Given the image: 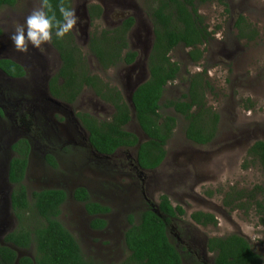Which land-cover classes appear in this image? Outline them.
Returning a JSON list of instances; mask_svg holds the SVG:
<instances>
[{
    "label": "rangeland",
    "instance_id": "374dc122",
    "mask_svg": "<svg viewBox=\"0 0 264 264\" xmlns=\"http://www.w3.org/2000/svg\"><path fill=\"white\" fill-rule=\"evenodd\" d=\"M224 1V5L212 2L199 7L209 30H215L213 37L201 46L203 58L197 63L190 60L188 49L182 45L171 51L172 60L180 65V73L166 86L161 100L179 98L187 90L186 79L206 68L210 89L205 91V101L219 114L217 134L210 143L202 145L188 140L184 134V118L171 108L163 109V113L175 116L176 126L166 143L163 162L154 170L144 171L134 169L136 148L119 150L108 159L97 156L94 160L95 156L79 134L80 126L70 124V114L65 117L55 114L58 117L54 118L45 109H41V113L30 108L22 110L27 120L32 112L31 132L27 136L36 144L24 184L28 190L61 188L66 191L67 200L60 207L58 218L78 241L84 256L96 264H117L127 257L129 252L123 242L127 216L133 214L136 219L147 206L156 207L160 194H166L173 205H181L186 212L174 219L168 230L181 254L182 264H213L214 254L207 251V238L231 233L247 238L252 249L263 256L264 264V224L261 222L264 213L259 212L250 199L238 208L235 207L238 201L228 202L232 194L247 193L259 185L262 190L256 200L264 204V167L250 163L247 157L249 146L256 140H264V0ZM91 3L103 9L102 16L93 21L87 15V6ZM148 4L147 0H72L71 6L83 21L79 33L75 30L72 33L86 57L89 71L121 91L132 115L126 128L140 141L146 136L134 118L131 93L149 76L147 58L153 42V24ZM37 7L39 0H17L14 6L0 8V29L3 30L0 57L17 61L27 72L26 78L20 81L0 78V104L4 106V116L0 118V241L5 233L16 229L18 223L9 207V195L14 186L5 179L12 137L2 141L10 130V116L15 115L20 123L18 113H12L10 106L17 103L20 96L33 99L35 94L50 101L44 83L60 66L58 53L51 44L40 50L30 47L24 54L15 51L9 39L14 27L23 24ZM128 16L135 19L128 42L129 49L137 52V59L130 65L119 63L103 70L88 51L89 36L94 30L119 25ZM239 16L249 24L247 32L254 29L256 37H238L235 23ZM25 88L30 91L23 94ZM68 109L71 113L88 112L98 120L109 119L113 113V107L87 87ZM25 125L23 120L21 131ZM67 140L72 144H66ZM50 148L58 157V169H52L42 159V152ZM77 186L86 187L93 201L110 208L104 216L105 229L93 230L91 217L83 205L71 198L70 193ZM196 210L214 214L216 225L195 223L190 214ZM16 251L18 256L31 254L28 249L16 248Z\"/></svg>",
    "mask_w": 264,
    "mask_h": 264
},
{
    "label": "trees",
    "instance_id": "16d2710c",
    "mask_svg": "<svg viewBox=\"0 0 264 264\" xmlns=\"http://www.w3.org/2000/svg\"><path fill=\"white\" fill-rule=\"evenodd\" d=\"M16 1L0 0V8L14 6ZM52 2L55 7L57 0ZM147 2L150 4L148 8L153 24V42L147 59L149 76L135 87L131 95L134 118L146 136L145 140L140 141L135 133L126 128L132 119L130 107L119 89L109 86L89 71L86 57L73 33L62 40L54 38L51 43L61 63L49 85L54 97L67 102H73L87 87L102 101L112 105L114 110L109 119L98 120L88 113H77L88 130V142L96 151L105 154H111L120 147L136 148L137 164L144 171L154 170L163 162L166 143L176 126L175 116L163 113V109L171 108L176 115L184 118L185 137L193 143L205 145L216 137L219 114L205 101V91L210 89L206 68L186 79L187 90L179 98L161 100L166 86L177 79L180 73V65L172 60L171 51L182 45L188 49L190 60L197 63L203 58L201 46L213 37L215 30H209L205 18L199 13V7L212 2L225 4L224 0ZM65 4L71 7L72 0H65ZM102 13L99 4L87 6V15L92 21L100 18ZM134 23V17L128 16L117 26L94 30L90 34L88 51L96 58L101 69L107 70L119 63L131 64L135 61L137 52L129 49L128 42V34ZM235 25L239 38L256 37L254 29L247 32L250 26L243 16L238 17ZM0 66L13 76L24 74L22 66L12 60L0 61ZM19 147L24 153L13 158L8 169V179L14 185L10 203L18 223L16 229L8 232L3 242H0V264H96L84 256L78 241L58 218L60 207L67 198L66 192L57 188H44L27 194L23 178L28 145L20 140L13 145V149ZM247 157L250 163L256 162L264 167V140L254 141L247 149ZM49 162L56 166L51 158ZM243 166L247 167V164ZM261 190L262 187L257 185L250 192L232 194V198L227 200L229 203L238 201L235 206L238 208L250 199L258 211L264 213V204L256 200ZM72 197L81 202L91 216L90 227L106 226V220L100 215L110 211L108 206L92 201L84 187H77ZM185 213L181 205H173L166 194H160L156 207L147 206L138 213L136 219L133 214H129L128 227L123 234L129 254L117 264H182L181 254L171 241L168 230L172 221ZM190 218L202 226H214L217 222L214 214L201 210L193 211ZM261 222L264 224V218ZM16 248L31 250V254L18 256ZM206 248L214 254L213 264L263 263V256L252 249L247 238L238 233L210 236Z\"/></svg>",
    "mask_w": 264,
    "mask_h": 264
},
{
    "label": "flooded vegetation",
    "instance_id": "af4514ba",
    "mask_svg": "<svg viewBox=\"0 0 264 264\" xmlns=\"http://www.w3.org/2000/svg\"><path fill=\"white\" fill-rule=\"evenodd\" d=\"M132 29V28H131ZM130 32V31H129ZM52 45V44H51ZM52 47H53V45H52ZM54 49H55V47H53ZM56 50V49H55ZM57 51V50H56ZM58 53V52H57ZM58 56H59V54H58ZM59 59H60V57H59ZM136 59H137V56H136ZM135 59V60H136ZM148 59V58H147ZM4 60H12V61H14V62H16V63H18L17 61H15V60H13V59H11V58H8V57H0V61H4ZM60 63H61V61H60ZM19 64V63H18ZM1 65L3 66V67H6V64L4 63V62H1ZM19 65H21V64H19ZM128 65H130V64H128ZM22 66V65H21ZM22 68L24 69V67L22 66ZM58 69H59V67H58ZM58 69L55 71V73L58 71ZM54 73V74H55ZM54 74H52L51 76H50V78L44 83V85L46 84V91H47V95H48V97L51 99L50 101L49 100H45V99H40V97L37 95V94H35V96H34V98L33 99H29L28 97H26V98H24V97H22V96H20L19 98H17V100H19L17 103H14V104H11V106H10V109L12 110V113H18V116L20 117L19 118V122L20 123H23V120H24V122H25V127H24V131H21L20 130V123H17V119H15V115H11L10 116V120H9V122H10V130H9V132L8 133H6L5 135H3V137H2V141L3 142H6V141H8L11 137H12V139H11V141H10V143H9V145H8V150H9V152H10V157H9V159H8V161L6 162V167H7V169H6V175H5V179H6V182H8V184L9 185H12V186H14L10 181H9V179H8V169H9V164H10V161L13 159V158H15V157H20L21 156V154L22 153H24V150L22 149V148H16V149H13V145L15 144V143H17L18 141H20V140H24L25 141V143H27V145H28V152L26 153V156H25V159H26V168H25V174H24V178H23V184H24V181H25V178H26V175H27V171H28V168H29V166H30V161H31V156L33 155V150L35 149V145H33L32 143H31V140L29 139V137L27 136V133L28 132H31V130H30V127H29V125L31 124V118H32V112H30L29 113V119L27 120V114L23 111L22 112V110H29V108L31 109V110H34V111H36V112H39V113H41L42 112V110L41 109H45V110H47L48 111V113L47 114H49L51 117H58L57 115H55V114H60V115H62V114H64V117L65 116H67L68 114H70V117H69V121H70V124L72 125V126H75V127H77V124L80 126V128H81V131L79 132V134L81 135V137L84 139V143H85V145H86V148L87 149H89L90 150V152L95 156L94 158V160H96V158H97V156L99 157V158H103V159H108V157L109 156H113V155H115L119 150H123V149H125V148H123V147H120V148H118V149H116L113 153H111V154H105V153H99L98 151H96L92 146H91V144L88 142V130L85 128V126L83 125V122H82V119L81 118H79L78 116H77V112L75 113V111L74 112H70V110L68 109V106H72L73 105V103L78 99V97L81 95V93L77 96V98L73 101V102H67V101H64V100H60L59 98H56V97H54L52 94H51V92H50V79H51V77H53V75ZM26 76H27V72H26V70L24 69V74L22 75V76H13V75H10V74H8L7 72H5L4 71V69L0 66V78L1 77H3L5 80H7V81H13L14 82V80H17V81H20V80H24L25 78H26ZM41 86H43V84L41 85ZM40 86V87H41ZM5 88H6V86H5ZM90 89V88H89ZM135 89V88H134ZM25 91H30V89H28V88H25L24 89V91H23V94H24V92ZM133 92V91H132ZM52 99H54V100H57V101H59V103L58 102H53L52 101ZM44 103H45V105H44ZM105 103V102H104ZM43 104V105H42ZM108 104V103H107ZM110 105V104H109ZM46 106V107H45ZM112 106V105H111ZM3 105L2 104H0V118L1 117H3L4 116V111H3ZM41 107H44V108H41ZM44 110V111H45ZM114 110V109H113ZM11 113V114H12ZM83 113H88V112H83ZM89 115H91L92 117H94L92 114H90V113H88ZM94 118H96V117H94ZM97 119V118H96ZM77 123V124H76ZM34 139H36V138H34ZM0 141H1V136H0ZM66 144H72L71 142H69L68 140L65 142ZM134 148V147H133ZM89 150H87V151H89ZM42 155H43V160H44V162H45V164H48L50 167H52V169H58V167H59V165H58V157H57V155L55 154V150L54 149H52V148H50V149H47L46 151H43L42 152ZM49 158H51L52 160H54L55 161V163H56V166H53L50 162H49ZM120 163H121V165H123L122 164V161L120 160ZM135 168L134 169H136V168H138V169H141L139 166H138V164H137V160H136V158H135V166H134ZM25 185V184H24ZM25 187H26V185H25ZM77 187H84V186H77ZM77 187H74V189H72V191H71V198L75 201V202H78V203H81V202H79V201H76L73 197H72V195H73V191L77 188ZM87 191H88V189L86 188V187H84ZM57 189H61V188H57ZM13 190V189H12ZM37 190H39V189H37ZM63 190V189H62ZM31 191H33V190H28L27 189V187H26V192H27V194L28 195H30V193H31ZM65 191V190H64ZM12 192V191H11ZM66 192V191H65ZM88 193H89V191H88ZM89 196H90V194H89ZM11 197V193H10V195H9V207H10V209H11V212H12V214H13V216L15 217V219L17 220V218H16V216H15V214H14V212H13V210H12V207H11V203H10V198ZM29 197V196H28ZM91 199V198H90ZM66 200H67V198H66ZM65 200V201H66ZM92 200V199H91ZM64 201V202H65ZM93 201V200H92ZM95 202H97V201H95ZM99 203V202H98ZM64 204V203H63ZM62 204V205H63ZM82 204V203H81ZM101 204V203H100ZM61 205V206H62ZM83 205V204H82ZM104 205V204H103ZM83 208H84V206H83ZM85 210V209H84ZM86 212V211H85ZM87 213V212H86ZM109 213V212H108ZM108 213H106V214H108ZM106 214H103V215H100V217H102V218H104L105 219V215ZM91 217V216H90ZM106 220V219H105ZM106 226H107V221H106ZM105 226V227H106ZM105 227H103V228H92L93 230H103V229H105ZM10 232V231H9ZM8 233V232H7ZM7 233H5L4 235H3V237L1 238L2 240L0 241V242H3V238H4V236L7 234ZM26 250V249H25ZM23 256V255H22ZM16 264V263H15Z\"/></svg>",
    "mask_w": 264,
    "mask_h": 264
},
{
    "label": "clouds",
    "instance_id": "9594fccd",
    "mask_svg": "<svg viewBox=\"0 0 264 264\" xmlns=\"http://www.w3.org/2000/svg\"><path fill=\"white\" fill-rule=\"evenodd\" d=\"M82 22L76 8L66 6L65 0H57L55 7L52 0H39V7L27 15L23 24L14 27L9 39L15 51L27 54L30 47L40 50L54 38L62 40L74 30L78 34Z\"/></svg>",
    "mask_w": 264,
    "mask_h": 264
},
{
    "label": "water",
    "instance_id": "95a60500",
    "mask_svg": "<svg viewBox=\"0 0 264 264\" xmlns=\"http://www.w3.org/2000/svg\"><path fill=\"white\" fill-rule=\"evenodd\" d=\"M134 90V89H133ZM131 95H132V93H131Z\"/></svg>",
    "mask_w": 264,
    "mask_h": 264
}]
</instances>
